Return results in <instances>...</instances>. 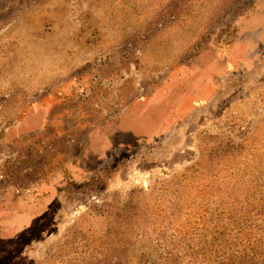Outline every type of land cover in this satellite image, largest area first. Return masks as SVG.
I'll list each match as a JSON object with an SVG mask.
<instances>
[{
	"label": "rangeland",
	"instance_id": "obj_1",
	"mask_svg": "<svg viewBox=\"0 0 264 264\" xmlns=\"http://www.w3.org/2000/svg\"><path fill=\"white\" fill-rule=\"evenodd\" d=\"M0 264H264V0H0Z\"/></svg>",
	"mask_w": 264,
	"mask_h": 264
},
{
	"label": "crops",
	"instance_id": "obj_2",
	"mask_svg": "<svg viewBox=\"0 0 264 264\" xmlns=\"http://www.w3.org/2000/svg\"><path fill=\"white\" fill-rule=\"evenodd\" d=\"M226 61H230V59L228 58ZM162 124H163V121H162V122L158 121V122L155 124V127L158 128V127H160ZM164 126H165V125H164ZM164 126H163V127H164ZM163 127H162V129H163ZM143 129H145V128L143 127Z\"/></svg>",
	"mask_w": 264,
	"mask_h": 264
}]
</instances>
